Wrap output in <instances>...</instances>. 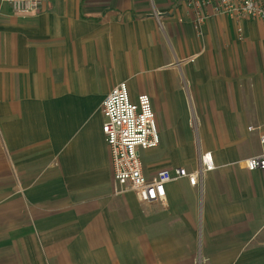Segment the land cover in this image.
I'll list each match as a JSON object with an SVG mask.
<instances>
[{
    "label": "crops",
    "instance_id": "1",
    "mask_svg": "<svg viewBox=\"0 0 264 264\" xmlns=\"http://www.w3.org/2000/svg\"><path fill=\"white\" fill-rule=\"evenodd\" d=\"M204 14L45 0L20 17L0 2V264H264V175L244 164L264 149V25ZM121 82L155 111L145 173L211 152L196 187L172 181L163 203L119 192L101 108Z\"/></svg>",
    "mask_w": 264,
    "mask_h": 264
},
{
    "label": "built area",
    "instance_id": "2",
    "mask_svg": "<svg viewBox=\"0 0 264 264\" xmlns=\"http://www.w3.org/2000/svg\"><path fill=\"white\" fill-rule=\"evenodd\" d=\"M7 3L20 17L40 13L45 0H0ZM194 10L198 23L206 19L204 9L209 8L215 15H229L237 19H259L264 25V0H185ZM105 118V134L113 173L119 192H133L139 202H165L166 186L172 181L188 178L191 186L196 187L204 171L215 168L211 152L202 156L200 168L190 171L186 167L161 169L148 176L145 173L141 151L157 147L160 135L155 111L148 93L139 94L132 100L127 82L115 86L104 100L101 108ZM255 129V127H250ZM264 146V134L260 136ZM250 171H260L264 175V149L261 153L244 161Z\"/></svg>",
    "mask_w": 264,
    "mask_h": 264
},
{
    "label": "rangeland",
    "instance_id": "3",
    "mask_svg": "<svg viewBox=\"0 0 264 264\" xmlns=\"http://www.w3.org/2000/svg\"><path fill=\"white\" fill-rule=\"evenodd\" d=\"M142 82V80H140V83ZM138 81H136V86L138 85ZM192 144L188 143V144H184L182 146V148L179 149V151H177L178 153V157L179 159H181L182 163L187 164V162L191 159L192 157Z\"/></svg>",
    "mask_w": 264,
    "mask_h": 264
}]
</instances>
